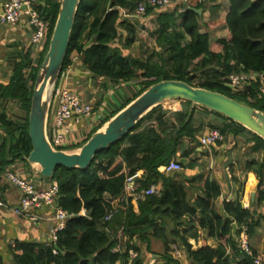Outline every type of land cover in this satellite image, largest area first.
Wrapping results in <instances>:
<instances>
[{
	"label": "trees",
	"instance_id": "obj_1",
	"mask_svg": "<svg viewBox=\"0 0 264 264\" xmlns=\"http://www.w3.org/2000/svg\"><path fill=\"white\" fill-rule=\"evenodd\" d=\"M138 1L81 0L62 64L61 71L70 65V55L76 52L91 76L108 80L111 87L136 80L141 88L110 116L161 80H181L264 112V94L258 90V83L252 82L233 93L228 86V76L233 72L264 73V0H228L225 25L230 38L219 40L221 52L210 50L209 35L199 32L198 14L189 8H201L200 0H186L185 9L181 3H175L172 10L159 11L156 28L151 32L155 46L162 50L159 59L153 54L141 59L122 53L121 47H130L135 41V27L123 18L121 10L133 12ZM59 4L60 0L39 2L38 11L50 21L44 49L37 61L31 58L29 49L17 52L9 61V82L0 84V128L4 132L0 141V181L2 174L10 170L9 165L16 159L26 163L32 150L28 135L31 96ZM152 10L147 7L145 14ZM8 104L15 105L19 114L7 109ZM207 129H216L223 136L247 131L223 115L189 101H181L179 110H166L157 105L123 138L96 153L89 167L58 166L47 179L56 181L57 206L68 214L65 225L57 231L59 249L53 253L54 247L42 243L16 241L10 247L11 264H115L118 260L127 264L130 249L138 253L135 264H144L141 244L150 251L152 240L163 244L164 264H179L168 254L170 244L175 242L184 247L189 264H253L249 256L239 251L231 231L234 222L236 234L244 225L251 239L264 222V140L247 131L250 134L247 140L253 141L251 151L258 154L243 167L258 179L254 200L244 207L237 196L233 201L224 202L220 213L214 204L220 195L216 182L205 178L196 187L192 185L194 178H185L187 170H193L196 165L189 156L200 146L198 137ZM177 153L185 171L172 175L160 172L159 167L167 165ZM137 171L142 174L135 181L136 191L153 184L159 190L137 201L135 210L131 197L124 202H119L118 197L126 177ZM189 191L198 192L193 201L188 198ZM114 206L117 211L111 220L104 222L106 213ZM82 209L84 214L80 213ZM196 225L214 238L216 248L203 241L199 248L191 249L181 229L187 232ZM191 235L197 237L196 233ZM117 244H120L119 251L112 252ZM0 264H4L1 255Z\"/></svg>",
	"mask_w": 264,
	"mask_h": 264
},
{
	"label": "crops",
	"instance_id": "obj_2",
	"mask_svg": "<svg viewBox=\"0 0 264 264\" xmlns=\"http://www.w3.org/2000/svg\"><path fill=\"white\" fill-rule=\"evenodd\" d=\"M200 2L202 5L200 8L201 15L198 16L199 32L207 33L209 35L210 50L213 52H221L222 44L219 42V40H228L230 38V33L228 32L225 25L226 16L229 11V1L200 0ZM159 11L166 10L154 8L151 13L145 14L142 17H138L140 15H136L133 12L130 13L125 9L121 10L123 18L135 27V41L130 45V47H121L123 55L130 58H139V55L134 53V50L139 46H142V49H144V53L142 54L143 58H147L152 55L154 51L158 52V50H160L159 47L155 46L154 39L148 34V32L153 28L150 22H154V26L157 24L156 18ZM119 32L122 33V35H125L124 31ZM1 35H4V40L6 43L16 42V39L19 41L22 38L25 40L27 39L26 30L19 26L15 28L3 27L0 29V36ZM119 45L116 44V46L120 48L121 45ZM71 60L72 61L70 65L64 69V71L68 69L69 72L67 83L69 84V87L72 88V90H74L84 101L92 103L96 96H98L99 91L102 90V87L103 89H105V87L108 89H105L106 92H104V94L101 96V100L98 102L99 107L97 110L93 111V115L82 118H74L61 127V132L71 141V146L70 148L68 147V150L77 148V146L80 145L95 128L101 126L103 120L107 119L120 106L125 104L127 100L132 98L139 90V85L136 84L137 82L135 79H132L128 82L119 83L111 87L108 80L101 77L93 78L90 72L82 66L77 53L71 55ZM4 61H2V63L9 64L10 60L7 62ZM10 77V67L7 70H1L0 84H7ZM175 103L176 102L172 101L169 102V104L172 105ZM13 107L14 106L10 104L6 106V108L10 109L11 111L16 109ZM52 112V110L49 112V121L51 120ZM3 135L4 132L0 128V141ZM249 136L250 134L247 131L240 132L236 135L228 134L224 136L222 141H218L214 145L207 147H197L195 153L189 156V159L194 160L196 165L193 170H187L188 174L185 175V178H194L192 185L196 187H200L202 185V181L205 180V178H210L216 182V184L220 187V195L214 200V204L217 211L220 213H222L223 210V203L232 201L237 196H240L241 203L245 207H248L250 202L254 200L251 194L252 192H255L256 194L257 187L255 191L252 188L256 181V177L252 172H246L243 169L245 162L249 161L251 158L258 157V154L251 151L253 141L247 140L249 139ZM172 159L179 161V153H177ZM202 166H205V168L202 169ZM8 168L10 171L16 172L22 176L29 175L30 177H33L37 181V185L40 187L45 186L50 182L47 177H43L39 174L37 166L30 165L28 162L25 163L19 159H16L11 165H9ZM139 172L141 176L142 171ZM3 174L1 176L2 180L0 181V201H2L4 204V206L0 207V255L3 258L4 264H11L12 257L10 253V247H13L11 246L12 243L14 244L16 241H32L44 244L45 241L49 239V233L53 227V212L49 208L40 210V219L36 222L26 219L24 220L14 216L10 212V207L17 203L19 192L17 188L11 186L4 180ZM172 174H174V172L169 174L166 173V175ZM250 175L252 177H250ZM240 185H243L242 191H239ZM246 185H249V190L247 192L245 191ZM197 193V191L188 192V198L190 201L195 199V195ZM134 209L136 210V208ZM195 216H197V214ZM181 230L182 236L186 238L188 244L193 250L199 248L203 241H205L206 244L211 248H216L217 246V242L214 240V238L208 237L206 232L197 225L192 230H188L187 232H183L184 229ZM192 232L196 233L197 237H193L191 235ZM119 236L121 237V234ZM121 238L123 241H126L127 239L126 237ZM151 242L152 245L150 251H146L145 244H141V256L143 263L146 264L147 259L152 258V261L148 262L149 264H164L165 261L161 257L164 252L163 244L156 240H152ZM262 242L259 249L263 250ZM173 245L177 246L179 249V257L181 259L183 258L185 263H187V261L189 262L185 249L179 242L170 244L168 254L174 257L172 254ZM119 249L120 244H117L111 249V251L117 252ZM254 249L258 250L255 247ZM179 257L175 259L178 260L179 264H183L180 262ZM115 264L123 263L121 260H118Z\"/></svg>",
	"mask_w": 264,
	"mask_h": 264
},
{
	"label": "water",
	"instance_id": "obj_3",
	"mask_svg": "<svg viewBox=\"0 0 264 264\" xmlns=\"http://www.w3.org/2000/svg\"><path fill=\"white\" fill-rule=\"evenodd\" d=\"M81 0H60L49 43L34 83L28 113V135L32 150L27 162L43 177H52L58 166L85 169L94 155L104 151L129 132L140 118L167 101H189L236 122L264 140V112L216 91L192 86L181 80L156 82L110 116L73 151L54 149L47 135V119L53 92L61 73L66 49ZM201 15L200 8L189 7ZM258 184V182H257ZM255 192L251 196L254 198ZM237 225L232 223V237ZM56 249H59L56 245Z\"/></svg>",
	"mask_w": 264,
	"mask_h": 264
},
{
	"label": "built area",
	"instance_id": "obj_4",
	"mask_svg": "<svg viewBox=\"0 0 264 264\" xmlns=\"http://www.w3.org/2000/svg\"><path fill=\"white\" fill-rule=\"evenodd\" d=\"M42 0H0V29L3 27L15 28L22 27L27 32L26 49L30 46L39 47L37 51H42L46 44L48 30L50 27L49 19L45 18L37 6ZM175 3H181L186 6V0H139L133 13L143 15L147 7L165 8ZM67 68V67H66ZM65 68V69H66ZM68 69L63 70L57 80L53 96L51 99L49 112L52 110L51 120L47 119V135L50 144L54 149L65 150L71 146L69 138L61 132V127L70 122L74 118H82L89 116L91 113V102L84 101L72 88L69 87ZM258 83V90L264 94V73L263 72H238L231 73L228 76V86L233 92L242 90L250 83ZM172 101V100H171ZM167 101L162 107L166 110H174V105ZM172 102H179L174 100ZM166 105V106H164ZM170 105V106H169ZM178 110V109H177ZM223 135L216 129H207L201 136L198 137L200 146L207 147L216 144L223 139ZM184 170V166L179 161L171 160L167 165L159 167V171L164 173L179 172ZM140 177V172L137 171L133 175L127 176L125 179L124 189L118 197L119 202H124L131 197V203L134 208L137 207V201L147 195L156 194L158 187L150 185L148 188L136 191L135 181ZM4 180L17 188L19 197L17 203L10 207V212L21 219H26L36 222L40 219V210L49 208L52 210L53 227L49 233V239L45 241L46 247H54L57 241V231L65 225L68 219V214L57 206L56 198L58 193V185L56 181H50L45 186H38L37 181L28 176H22L16 172L7 170L3 174ZM4 206L0 201V207ZM245 207V206H244ZM117 208L114 206L106 213L103 221H109L113 217ZM81 214H84L82 209ZM246 226L242 225L235 239L237 248L240 252L249 256L253 264H264V253H257L249 244V237L246 233ZM11 246H14L12 243ZM53 253H56V248H53ZM180 251L177 246H172V254L178 258ZM138 253L130 249L128 250L127 264H135Z\"/></svg>",
	"mask_w": 264,
	"mask_h": 264
},
{
	"label": "rangeland",
	"instance_id": "obj_5",
	"mask_svg": "<svg viewBox=\"0 0 264 264\" xmlns=\"http://www.w3.org/2000/svg\"><path fill=\"white\" fill-rule=\"evenodd\" d=\"M187 5V4H186ZM161 9H165L166 11H170V10H172L173 9V7L172 6H168V7H165V8H161ZM145 14H143V15H140V16H138V17H142V16H144ZM150 24H151V26L153 27H151L152 29L148 32V34H149V36H151V32L156 28V26H154L155 24H154V22H150ZM157 25V24H156ZM152 37V36H151ZM4 41V42H3ZM0 42H1V44H0V71L1 70H7L9 67H10V65L9 64H4V63H2V61H4V59H5V61L4 62H7L8 60H11V58H13L15 55H17V52H19V51H22V52H25L27 49H26V44H27V40H25L24 38H22V39H20V41L19 40H17L16 39V42H13V43H10L9 41V43H6L5 42V40H4V35H1L0 36ZM144 42V41H143ZM116 45V44H115ZM143 47L142 46H139L138 48H136L135 50H134V53L136 54V55H139V58L141 57V58H143V56H142V54L144 53L143 51H144V49H142ZM29 49H30V55H31V58L34 60V61H37L36 59L37 58H39L40 57V51H37L38 49H39V47H33V46H30L29 47ZM160 53H162V50H158V52H155L154 51V53H153V56L156 58V59H159V55H161ZM72 54H76V52H72L71 53V55ZM71 55H70V57H71ZM141 55V56H140ZM79 57V56H78ZM143 59H145V58H143ZM5 68V69H4ZM11 69V68H10ZM62 72V71H61ZM137 84V83H136ZM139 85V84H138ZM141 87H140V85H139V89H140ZM104 92H106V90L105 89H103V87H102V90H100L99 91V93H98V96H96V98H95V100L92 102V103H90L91 104V107H92V109H91V113L89 114V115H93L92 113H93V111L94 110H97V108L99 107V101L101 100V96L104 94ZM231 92L233 93V91L231 90ZM164 104H166L167 105V103H164ZM166 105H164V106H166ZM174 110H177V108H178V110H179V108L181 107V101H179V102H176L175 104H174ZM13 108H16V106L14 105V107ZM13 112H14V114H19V110L16 108L15 110H13ZM242 130H240V132H241ZM240 132H238L237 134H239ZM204 133V132H203ZM202 133V134H203ZM228 135V134H227ZM223 139H224V137H223ZM222 139V140H223ZM222 140H220V141H222ZM65 150H67V151H73L74 149H69L68 150V148H66ZM202 169H204L205 168V166H202L201 167ZM184 170H182V171H179V172H183ZM167 174H169V173H167ZM256 181H258V179L256 178ZM255 181V183H254V186H252V188H253V190L255 191L256 190V187H257V182ZM250 185H251V183H250ZM158 190H159V188H158ZM249 190V185H246L245 186V191L247 192ZM245 192V193H246ZM244 197V196H243ZM233 201V200H232ZM263 237H264V222H262V225L260 226V228L258 229V231H256V233L253 235V237H252V239H250V241H249V244H250V246H252L253 248L255 247V248H257L258 250H255L257 253H264V248H263V250L262 249H259V247H260V244H261V242H262V239H263ZM262 244H263V242H262ZM261 250V251H260ZM174 258H176V257H174ZM151 259V260H150ZM179 260H180V262H182L183 264H189V262L187 261V263H185L184 262V259L182 258H180L179 257ZM187 260V259H186ZM151 262L152 261V258H148L147 259V263L148 262ZM146 263V264H147ZM149 264V263H148ZM154 264V263H153Z\"/></svg>",
	"mask_w": 264,
	"mask_h": 264
},
{
	"label": "clouds",
	"instance_id": "obj_6",
	"mask_svg": "<svg viewBox=\"0 0 264 264\" xmlns=\"http://www.w3.org/2000/svg\"><path fill=\"white\" fill-rule=\"evenodd\" d=\"M186 4H187V2H186ZM172 6V5H171ZM183 6V8L185 9L186 7H187V5L186 6H184V5H182ZM154 9V8H153ZM145 14V13H144ZM236 236V235H235Z\"/></svg>",
	"mask_w": 264,
	"mask_h": 264
}]
</instances>
